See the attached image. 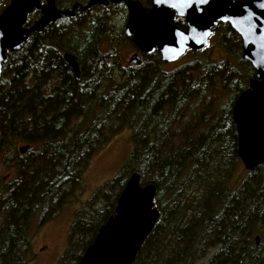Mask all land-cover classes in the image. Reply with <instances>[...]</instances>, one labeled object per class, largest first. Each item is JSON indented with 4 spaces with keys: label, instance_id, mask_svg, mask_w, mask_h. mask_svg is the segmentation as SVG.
Instances as JSON below:
<instances>
[{
    "label": "trees",
    "instance_id": "16d2710c",
    "mask_svg": "<svg viewBox=\"0 0 264 264\" xmlns=\"http://www.w3.org/2000/svg\"><path fill=\"white\" fill-rule=\"evenodd\" d=\"M87 1L55 3L64 9ZM114 12L123 14L118 36L132 45L119 2L61 16L6 53L0 167L12 172L0 173V264L28 263L32 228L84 189L92 155L125 128L133 148L75 211L59 264L77 263L133 172L155 187L159 217L132 264H264V163L243 171L231 116L255 75L241 57L240 36L218 22L207 47L188 50L190 59L174 67L166 68L158 51L141 53L139 64H119L114 46L104 50L115 37ZM38 17L39 10L28 13L25 25ZM174 23L186 29L183 17ZM64 53L74 56L78 77ZM18 143L28 146L24 154Z\"/></svg>",
    "mask_w": 264,
    "mask_h": 264
},
{
    "label": "water",
    "instance_id": "95a60500",
    "mask_svg": "<svg viewBox=\"0 0 264 264\" xmlns=\"http://www.w3.org/2000/svg\"><path fill=\"white\" fill-rule=\"evenodd\" d=\"M123 2L127 10L124 34L136 49L128 62L139 64L141 53L158 51L165 63L177 61L188 50L199 52L208 45L212 29L225 22L240 36L241 57L255 70L248 86L234 99L231 116L237 134V157L247 171L264 163V0H88L60 9L55 0H9L0 11V76L7 52L19 51L31 33H41L61 16H73L93 6ZM34 10L40 15L30 26L26 16ZM183 17L186 29L174 23ZM63 59L79 76L72 54ZM28 149L19 147L20 154ZM156 189L140 184L137 172L131 173L118 198L114 214L98 228L76 264H132L144 240L158 220L154 205ZM260 237L255 236L258 244Z\"/></svg>",
    "mask_w": 264,
    "mask_h": 264
},
{
    "label": "rangeland",
    "instance_id": "374dc122",
    "mask_svg": "<svg viewBox=\"0 0 264 264\" xmlns=\"http://www.w3.org/2000/svg\"><path fill=\"white\" fill-rule=\"evenodd\" d=\"M41 1L43 2V0ZM4 2L5 0H0V7ZM114 13L116 14L114 15ZM114 13L112 14L114 16L111 24L113 25L115 37L112 38L111 44L106 43L104 45V50H112L111 46H114L118 54L119 64H127L128 58L136 49L118 36L119 29L122 26L123 14ZM190 57V53H186L177 61L166 63L165 67H174L180 62L190 59ZM19 145L24 144L18 143ZM132 148L133 142L130 129L125 128L114 135L106 146L100 148L92 155L83 175L84 189L80 193L75 192L71 201L65 204L53 219L32 228L30 236V260L27 264H59V258L67 246L68 232L75 211L85 203L96 188L116 175L120 166L128 158ZM244 169L243 167L244 172L247 171ZM11 172L12 169L2 163L0 173L8 177L11 175Z\"/></svg>",
    "mask_w": 264,
    "mask_h": 264
},
{
    "label": "flooded vegetation",
    "instance_id": "af4514ba",
    "mask_svg": "<svg viewBox=\"0 0 264 264\" xmlns=\"http://www.w3.org/2000/svg\"><path fill=\"white\" fill-rule=\"evenodd\" d=\"M39 15H40V11H39Z\"/></svg>",
    "mask_w": 264,
    "mask_h": 264
}]
</instances>
